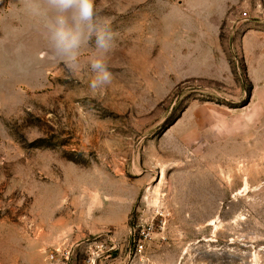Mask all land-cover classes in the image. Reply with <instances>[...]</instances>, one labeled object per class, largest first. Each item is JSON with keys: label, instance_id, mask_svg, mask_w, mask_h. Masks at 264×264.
<instances>
[{"label": "rangeland", "instance_id": "374dc122", "mask_svg": "<svg viewBox=\"0 0 264 264\" xmlns=\"http://www.w3.org/2000/svg\"><path fill=\"white\" fill-rule=\"evenodd\" d=\"M29 4L0 0V264H264V0H96V94Z\"/></svg>", "mask_w": 264, "mask_h": 264}, {"label": "clouds", "instance_id": "9594fccd", "mask_svg": "<svg viewBox=\"0 0 264 264\" xmlns=\"http://www.w3.org/2000/svg\"><path fill=\"white\" fill-rule=\"evenodd\" d=\"M30 11L44 19V27L53 53L72 76L81 69L82 49L93 45L88 58V87L96 94L113 81L108 57L115 49L111 21L100 14L96 0H44V6L30 0Z\"/></svg>", "mask_w": 264, "mask_h": 264}]
</instances>
